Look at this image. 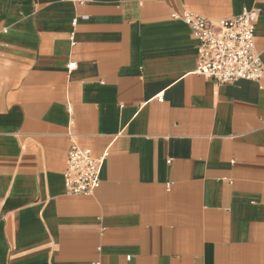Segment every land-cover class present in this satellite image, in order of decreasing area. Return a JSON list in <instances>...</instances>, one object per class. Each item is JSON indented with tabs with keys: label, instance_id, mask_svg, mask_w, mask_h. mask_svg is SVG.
Instances as JSON below:
<instances>
[{
	"label": "crops",
	"instance_id": "1",
	"mask_svg": "<svg viewBox=\"0 0 264 264\" xmlns=\"http://www.w3.org/2000/svg\"><path fill=\"white\" fill-rule=\"evenodd\" d=\"M244 8L262 77L196 73L173 14ZM0 264H264V0H0Z\"/></svg>",
	"mask_w": 264,
	"mask_h": 264
},
{
	"label": "built area",
	"instance_id": "2",
	"mask_svg": "<svg viewBox=\"0 0 264 264\" xmlns=\"http://www.w3.org/2000/svg\"><path fill=\"white\" fill-rule=\"evenodd\" d=\"M69 1L83 3L86 0ZM260 14L259 8H244L238 15L218 21L191 11L173 14L188 24L198 39L195 72L218 83L262 77V61L254 47V29ZM75 65V61L69 62L67 68L73 69ZM162 99L160 93L157 100ZM102 159L92 156L90 149L81 148L72 140L63 173L66 192L90 195L99 185Z\"/></svg>",
	"mask_w": 264,
	"mask_h": 264
}]
</instances>
